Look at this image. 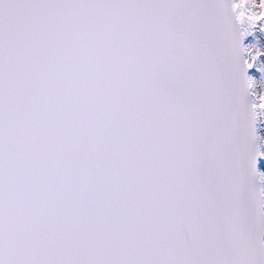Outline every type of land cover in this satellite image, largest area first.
Instances as JSON below:
<instances>
[{
    "label": "snow or ice",
    "instance_id": "snow-or-ice-1",
    "mask_svg": "<svg viewBox=\"0 0 264 264\" xmlns=\"http://www.w3.org/2000/svg\"><path fill=\"white\" fill-rule=\"evenodd\" d=\"M257 26L264 0H0V264H264Z\"/></svg>",
    "mask_w": 264,
    "mask_h": 264
},
{
    "label": "rangeland",
    "instance_id": "rangeland-1",
    "mask_svg": "<svg viewBox=\"0 0 264 264\" xmlns=\"http://www.w3.org/2000/svg\"><path fill=\"white\" fill-rule=\"evenodd\" d=\"M245 44L246 46L249 44H255L256 49L264 51V32L260 31L259 26L255 29L254 35H249L245 38ZM256 49H253V51ZM261 64H264V55H261L256 61V66L250 69V76L257 81L254 89L257 94H264V77H262L261 73L256 70ZM258 119L260 147L261 151L264 152V117H259ZM260 171H264V158H261Z\"/></svg>",
    "mask_w": 264,
    "mask_h": 264
},
{
    "label": "water",
    "instance_id": "water-1",
    "mask_svg": "<svg viewBox=\"0 0 264 264\" xmlns=\"http://www.w3.org/2000/svg\"><path fill=\"white\" fill-rule=\"evenodd\" d=\"M243 44H244V41H243ZM248 75H249V72H248ZM255 126H256V129H257V123H256V125H255Z\"/></svg>",
    "mask_w": 264,
    "mask_h": 264
}]
</instances>
